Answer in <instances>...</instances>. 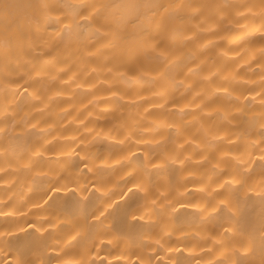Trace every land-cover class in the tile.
I'll list each match as a JSON object with an SVG mask.
<instances>
[{"label": "bare ground", "instance_id": "1", "mask_svg": "<svg viewBox=\"0 0 264 264\" xmlns=\"http://www.w3.org/2000/svg\"><path fill=\"white\" fill-rule=\"evenodd\" d=\"M0 264H264V0H0Z\"/></svg>", "mask_w": 264, "mask_h": 264}]
</instances>
